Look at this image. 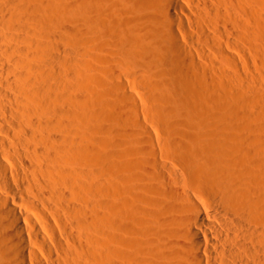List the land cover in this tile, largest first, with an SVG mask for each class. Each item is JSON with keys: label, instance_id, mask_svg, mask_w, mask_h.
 <instances>
[{"label": "bare ground", "instance_id": "1", "mask_svg": "<svg viewBox=\"0 0 264 264\" xmlns=\"http://www.w3.org/2000/svg\"><path fill=\"white\" fill-rule=\"evenodd\" d=\"M71 1L73 5L70 10L74 11L76 16L70 17L72 20L77 18L74 21L78 20L79 22L73 23L79 27L76 25L73 27L78 29L70 28L69 25L64 26L67 25L64 22L71 25L69 23L71 18L64 19L69 16L63 14V16H56L53 19L51 16H47L46 5L48 3L46 4L45 0H0V264H29L28 261L31 264H46L37 257L38 255L32 249L30 243L33 241H38L42 250L49 257L56 254L47 239L49 232L47 234L48 227L46 228V226L48 225L42 218L43 215L38 213V205L51 210L52 214L57 216L54 218L58 219L62 226L60 228L64 230V233H67V236L70 234L75 237L74 240L76 238L77 241L82 240V238L79 239L81 236L80 232L76 231V225L82 231L95 230L94 232L99 237L94 236L93 231H90L89 234L100 240L87 238L89 244L106 242L107 245H110L108 248L119 250L121 255L128 252L130 248L136 249L139 258L135 259L137 261L133 258L134 264L135 262L138 264H264V171H259L261 169L257 164L255 165V162L252 164L251 161H247V163H251V167L249 164L250 168L246 167L245 169L244 165L241 167L237 161L230 160L229 157L233 152L227 145L228 138L225 137L226 140L221 137L228 147L227 151L224 150L226 146L223 142L218 141L217 143L220 144H216L217 148L213 145L214 148L210 147L211 149L206 151V155L203 156V158L205 157L204 162H212L216 178L211 181L202 177L194 179L183 177L180 182L175 179L176 185L179 184V186L167 191L168 200L164 205L166 210H172L174 215L159 219L157 232L160 234L162 242L154 243L148 234L137 232L129 225L125 211L132 205V202L124 200L119 204L114 203V195L110 193L111 190L108 191V188H112H107L108 184L107 186L102 184L103 180H109V182L118 180L117 182H120L121 185L125 184L123 179L116 177L123 162L121 154L113 149L116 144L111 141V136L115 135L113 129L102 128L100 130L102 137L100 138L95 136L91 138L90 135L80 138L79 135L82 133L76 134L75 132L77 127H74L79 125L78 121L81 119L78 117L81 115L78 107L81 106L79 101L82 98L78 100L80 96H76L75 93V90L79 88V80L76 83L73 79L78 75H82L87 80L94 79L87 71L88 66L90 69L92 63L91 56L93 54L91 52L100 45L91 40L94 33L102 27L108 38L106 46L114 47L113 50L112 46L110 48L113 56H123L122 52H126L121 49L122 46H119L120 42L122 45L123 41L135 38L139 46L144 49L149 48L148 50L155 49L157 43L166 45L181 61L190 64L197 62V55L192 53V49H194L200 52L198 55H206L208 58L214 56L223 66L227 67V64L231 62L233 67L237 68L239 64L237 66L236 64L239 57L243 56V51H247V49L253 50L255 53L258 50L264 51L261 42L264 38V29L258 30V28L252 27L253 25L256 27V23L260 21L255 22L256 17L259 16L250 15L248 12L250 8L247 9L246 6L241 7L239 4L240 7H238L239 0H117L119 5H112L115 0ZM243 1L251 4L254 0ZM74 7L75 9L72 10L71 8ZM96 16L123 17L117 19L116 23H106L101 17ZM62 18L63 23H61ZM252 19L255 24L252 23ZM258 19H263V17ZM99 21L103 26H100ZM259 25L262 27V20ZM257 27L259 26L257 25ZM99 32L97 34L100 35ZM97 34L93 40L99 36ZM147 35H154L157 40ZM84 37L92 43L86 41ZM258 38L261 39V44L257 47L260 49L255 51L253 43ZM169 39L172 43L168 44ZM63 42H68L69 44H66L73 47L72 52H69L68 46L65 47L66 54L61 53V47L63 48L65 44L62 45ZM93 43L95 46L92 45ZM102 48L101 46L100 49L102 50ZM67 49L69 54H67ZM59 52L65 56L62 57ZM259 53H257V57H259ZM262 54L264 55V52ZM261 58L263 60V56ZM218 65L220 66V64ZM61 68L64 71L66 69V72H63L64 75L69 76L65 74L69 72L73 77L67 80L69 83L65 80L67 77L64 80L61 79L60 75H63L59 72V70L63 71ZM138 71L135 75H138ZM140 71L142 72V70ZM230 74L229 78H232L233 76ZM241 77L239 78L241 79ZM57 78L64 81L61 82L62 84L67 83L68 89L70 88L69 92L62 91L64 87L63 85L61 87ZM145 78L143 77V81ZM146 83L148 84V82ZM121 86L124 87L122 84ZM208 89L211 90L209 85ZM238 91L237 88L236 93ZM236 93L235 95H237ZM241 93L243 94V92ZM122 100L124 98L120 101ZM118 101L111 102V105L103 103L102 111L105 113L104 110H108L106 108L112 104L115 106L121 103ZM67 103L71 108L66 107ZM253 104L252 106H254ZM232 109L229 114L234 113L231 111ZM103 112L99 111V115ZM236 114L237 118H235L241 120L243 115L238 117V112ZM77 118L80 119L77 121ZM262 119L259 118L260 123L258 118L256 119L258 123L256 122L255 127L261 124L259 125L261 129L263 125L261 130L264 132V122L262 124L264 120ZM246 122L248 124V120ZM74 124L76 125L73 126ZM79 126L81 128V123ZM225 127L227 129V126H224L223 129ZM252 130L256 131V129ZM252 130L251 132H253ZM257 130L259 131V127ZM116 131L118 132V130ZM261 137L264 140V136L261 135ZM261 137H256V139L258 138V142L262 143L264 141H260ZM253 139L249 140L257 141ZM259 146L261 145L258 143L256 145L258 152H264V149L262 150ZM263 146L264 143L261 147ZM99 148H103L105 152L103 156H97L101 158L98 160L101 161L100 165L98 164L99 167L96 168V166L93 169L81 167L96 161L95 153ZM238 148L241 152L242 149ZM256 149L253 154L257 155ZM260 149L261 151H259ZM228 150L232 152L230 155L225 153ZM234 152L237 153L235 156H238L239 152L237 150ZM260 153L257 156L259 159L264 156V153ZM82 162L86 164L82 165ZM260 165L264 167V164ZM158 166V169L155 167V171L157 169V176L160 179L170 182L174 180L166 175V170H171L169 164L161 163ZM85 179L89 182L84 181V184L85 182L92 183L91 187L88 184L90 187L88 191L92 193V197L90 196L89 200L85 199L87 202L81 200L83 203L79 204L74 202L75 200L73 201V193L77 192L78 183ZM80 185L82 186L81 183ZM203 194L209 195L202 197ZM51 228L53 242H56L55 244L62 250L64 240L62 241L59 233H56L59 230ZM82 235L84 236V234ZM72 242L74 243V241ZM81 243L85 244V242L75 244H78L79 248ZM75 244L72 247H76ZM65 247H67L66 243ZM89 250L90 252L85 250L84 254L90 253L91 255L92 250ZM69 251L72 250L69 249ZM29 253L35 259L28 260ZM63 253L65 254L64 251ZM128 254L131 256L132 252ZM93 255L92 257L95 259L96 256ZM76 256H81V253ZM135 256L132 255V257ZM71 257L72 255L69 260ZM88 257L90 259L91 256ZM56 258L54 259L56 260ZM97 258L103 257H98L97 253ZM64 259L66 258L62 260ZM62 260L60 263L70 264L69 260L68 262ZM92 261H90L91 264ZM73 262L75 263V259ZM123 262L118 259L113 264H123Z\"/></svg>", "mask_w": 264, "mask_h": 264}, {"label": "rangeland", "instance_id": "2", "mask_svg": "<svg viewBox=\"0 0 264 264\" xmlns=\"http://www.w3.org/2000/svg\"><path fill=\"white\" fill-rule=\"evenodd\" d=\"M45 1L46 4L48 3L46 5L47 16H51L52 19L56 18V16H61V15L63 16V14L64 16H69L64 18V19L67 18V20L68 18H71L70 16L72 17L76 16L75 12L70 10V7H72L73 5L71 4L72 2L71 0L70 2H68L69 0H45ZM69 3L71 6L69 5ZM239 4L241 5V7L246 6L247 9L250 8L248 11L250 15L252 16L258 15L259 17L261 18L263 17L264 19V0H254L251 4H247L244 1L242 2V0H239V2H237L238 7H240ZM112 5H119V3L117 2V0H115ZM71 9L73 10L75 9V7ZM250 10L254 14L253 13L251 14ZM96 17L99 18L101 17V19H103V22L106 23H110V22L116 23L117 19L119 20L123 16H96ZM259 17H256L257 18L256 20L254 19V17H252L255 20V22L257 20H260L259 22L257 21L259 24H261V20H262V27H260L261 25H259L258 23H256V27L255 25L252 26L254 29L258 28V30H260V28L264 29V20L258 19ZM253 19H252V23L254 21ZM61 20H62L61 23H63L64 21L63 18ZM74 20H72L71 18L69 22L71 23V25L68 24V22H64V24L65 23L67 24L64 26L69 25L68 27L70 28H74L75 25L78 26L77 24H75L78 20L77 21ZM255 22L253 24H255ZM257 25L259 27H257ZM100 26H103L101 22H100ZM74 29H78V28H74ZM99 31L94 33L95 34L94 36H96L98 32L100 33V35L97 34L99 36L96 37L95 40H93L94 38L93 36L91 41L93 42L95 41L97 45H100V47L98 46L97 49L92 50L91 53L93 55L91 54L92 55L91 62L93 64L92 63L90 64V69L88 66V71H87L90 74V76L93 77L94 79L91 78V80H87L82 75H81L82 79L81 76L79 75L75 76L76 78L79 77V79H76L75 77L73 78L72 76H70V73L68 71H67L68 73L65 74L69 76L64 75L63 72H66V69L65 71L63 70V68H61V70L63 71L59 70V72L63 73V75L59 73L61 74L60 75L61 79L64 80V78L67 77L65 78L66 82H68L67 80H70L71 78H73L76 81V83L79 80V84H78L79 88L75 90V93L76 96H80L78 97V100L82 98L79 101V103H81V106L78 107L79 106L78 103L76 106L79 109L77 107L74 108L78 109L79 114H81L80 116H78L81 118V119L79 118L80 121H78L79 119L77 118V121L81 123V128L79 126L80 123L78 122L77 123L79 125L75 126L76 124H74L73 126H75L74 128L77 127L75 129L76 134H80V133L83 134V135L82 134L79 135L80 138H85V136L88 137L89 135H90L89 137L91 138H94V136L100 138L102 137V135H100V130L102 128L105 127L108 129H113L112 131H114V133L113 132L112 133L115 135L111 136L113 138V139L111 138V141H114L113 143H116L113 146V149L121 154L122 162H123L122 168L118 170L119 172L116 177L118 179H123L122 181L125 184L121 185L120 182L119 183L117 182L118 180L115 181L110 180V182L109 180H103L102 184L104 186H107L108 184L107 188L108 187L112 188V189L108 188V191L110 192L111 190L110 193L114 195L113 196L115 198L114 203L119 204L124 200H128L129 202L130 201L132 202V205L130 203L131 206L127 208L125 211L126 216H128L129 225L137 232H140L142 234L144 233L148 234L149 238H151V240L154 243L160 242L161 236L157 232L159 219L161 217L168 218L174 215L173 211L166 210V207L164 205L165 203H167L168 200V197L166 196L167 191L179 186V184L178 186L176 185L175 179H178V181L180 182L183 177L189 179L202 177L206 180H211V181L216 178V173L212 167L213 164H211L212 162L207 161L206 163L204 162L205 157L203 158L205 152L206 151L208 152V150L211 149L210 147L214 145L215 148H217L216 144L219 145L221 142H223L224 146L227 147L228 145V147L230 148L229 150H232L233 152V154H231L230 157L228 156L230 160L235 162L237 161V164L241 167L244 165L245 169L246 167H249L248 166L249 164L251 167V163L249 162L247 163V161H251L252 164L255 162V165L257 164L259 169H261L259 171L262 170L264 171V167H262L263 165L262 166L260 165V164H264L262 163V161H264V156L260 155L262 157L261 159H259L257 156L259 155L260 152H258L257 150L258 148L256 149V145H258V143L261 146L262 143H264V142L262 143L258 142V138L256 139V137H261V135L264 136V132H262L261 130L263 129L262 127L263 125L261 126V129L259 126L261 124H258V126L255 127L259 121V118L261 119L264 118V117H260L261 115L264 116V61H263L264 55L262 54L264 51L258 50L260 49V47L257 48L261 44L260 43L261 39L258 38L257 40L259 41L256 40V42L253 43V46H255L253 47L255 48L254 50L255 51L256 49L258 50L256 51V53L253 50L249 51L248 49L247 51H243L244 53L242 52L243 56L241 55V58L239 57V60L236 64V66L239 64L237 66L238 68L237 69L233 67L231 62L227 64V67L223 66L221 63H219L217 57L213 56L211 58L210 57L208 58V56L206 55L205 56L204 55L201 56V54L198 55V53L200 52L194 49L192 50L194 52L196 51L197 53L196 52L194 53L193 51L192 53L194 55L195 54L197 55V59H196L197 62L196 64H190L188 62L181 61L180 58L176 54H174L170 49H168L169 47L166 45L165 46L167 48L163 44L162 45L160 44L161 45L160 46L159 43L156 42L158 46L156 44L155 49L153 48L152 50H148L149 48L144 49L141 46H139L137 43V39L135 38H130L129 40L123 41L122 43L124 44L122 45L121 42L120 45L117 44L120 47L122 46L121 47L122 50L124 49L126 51L125 53L122 52L124 58L122 55L113 56L111 52L114 47L112 45H108L109 48L108 46H106V44L108 43V38L103 32V27L102 29H99ZM148 37L150 38L152 37L154 40H157L156 36L154 35H150ZM84 39L88 41L87 40L88 38L84 37ZM91 41L88 42L90 43ZM167 42L168 44L169 42L172 43L170 39ZM257 42H259L258 43L259 45L257 44ZM261 42L264 48V44H263L264 38L261 40ZM64 43L65 42H63L62 45ZM66 43L64 44L63 48L61 47L62 49V51L60 49L61 53L66 54L65 47L67 48L69 46L68 45L69 43L68 44ZM255 43L257 44V46ZM92 45L95 46L94 43ZM101 46L104 49L102 48L101 50L100 49ZM68 48L71 49V50L69 49V52L70 51L72 52L73 47L69 46ZM110 48L112 50H110ZM64 49L65 52L63 51ZM61 53L59 52V54ZM257 53H259V57H257L258 55ZM64 54H61L62 57L65 56ZM67 54H69L68 49H67ZM110 55H112L113 57ZM262 56H263V60L261 58ZM114 57L116 58L113 59ZM120 58H122L123 60L122 59H121L122 61L119 60ZM212 58H214L215 60L214 59L212 60ZM169 60L170 61L176 60V61L170 62ZM116 61L118 62L120 61V62L115 63ZM210 62L211 63L213 62L214 65L213 63L211 64ZM218 64H220V66L222 65L221 68L223 69H221ZM117 66L118 68H116ZM138 70L139 71L142 70V72L141 71L139 72ZM136 71H138V75H135L137 74ZM226 72L227 73L230 72L232 74L230 73L227 74ZM143 73H145L146 75ZM229 74L233 77L229 78ZM118 75L120 76V78ZM151 76L153 77V79L149 80V78H152ZM234 76H236L237 78H235ZM143 77L144 78L146 77L144 81H143ZM239 77H241V79ZM59 78H57L58 79L57 81H59L60 84L63 80ZM93 80L94 82H91ZM85 81L86 82L89 81V82L86 83ZM146 82H148V84ZM154 83H156V85H153ZM65 84L67 85V83ZM65 84L61 83L60 85L61 87L63 85V87L65 88L66 86ZM121 84L124 85L125 88L122 87ZM78 85L76 86L78 87ZM150 85L153 86L154 88H152ZM208 85L211 87V90L208 89ZM64 88H62L63 89L62 91L64 90L67 92L70 91V88L68 89V85L67 88L65 89ZM237 88L239 91L241 90L243 94L241 92L239 93V91L236 93ZM79 89L80 91H78L79 92L78 93L77 90ZM235 93L237 95H235ZM120 98L121 99L124 98V100L120 101L121 100ZM118 100L121 103H119ZM253 100L254 102H252ZM114 101L116 102L118 101L119 104L115 106H113L112 104V106L110 107L108 106L109 108H106L108 110H104L105 111L104 113L102 111L103 108L101 109L103 103L106 104L110 103L111 105V102L114 103ZM251 103L252 104L254 103L253 104L254 106H252ZM68 104L69 103H67V106L65 104V106L71 108L70 106H68ZM231 108H233L231 110L232 112L235 113V110L238 112L239 115L238 117L243 115L240 118L241 120H238L239 118L236 119L237 112L235 114L230 113L231 114L230 116L229 112ZM238 108L241 110L240 113H239L240 110ZM99 111L100 113L103 112V114L99 115ZM82 115L84 116V120ZM121 116L123 117L121 118ZM244 118L250 119V120L246 119L248 120V124H246L247 122ZM257 118L258 121L256 120ZM263 122L264 121H262V124ZM224 126H227V129L225 127L226 130L223 129ZM247 127L249 128L247 129ZM258 127H259V131L261 130L263 134L257 130ZM252 129H256V131ZM116 130H118V132ZM251 130L253 132H251ZM115 131L117 133L119 132L120 133L117 134ZM248 132L250 135L248 134ZM252 135H254L253 137L257 141L255 142L251 141L253 139ZM236 136H238L239 139ZM221 137L222 138L224 137V139H226L225 137L228 138L227 145L224 143ZM236 138L239 140V142L237 141ZM218 141H220V143H217ZM260 141H264L262 137ZM261 146H259V148H262L263 150L264 146L263 147ZM226 147L224 150L228 149V147L227 148ZM238 147L242 149V151L241 150L240 151L243 153L239 152ZM255 149L258 152L257 155L253 154ZM229 150L228 152H226L227 151L226 150L225 153H229L230 155V153L232 152ZM236 150L237 152H239L238 156L237 155L235 156L236 152L234 151ZM248 150L249 152L251 151V154H249V152L247 153ZM259 151H261V149ZM240 153L241 156L239 155ZM262 153L264 152H261L260 154ZM104 154H105L104 149L99 148L98 152L95 153L97 158L95 159L96 161H93V163L90 164H86L85 162H82L81 163L82 165L83 163L86 165L83 166L80 165V166L83 167L84 169L86 168L93 169V167L96 166H97L96 168H98L100 165L99 162L101 163V161L98 160L99 159L101 160V158H98L97 156L98 155L103 156ZM221 161H223V159H221ZM161 163L169 164L171 166L172 171L166 170V175L168 178L172 180L174 179L173 181H171L173 183L167 180H162L160 179L159 176H157L158 173L156 171L159 168L158 165H160ZM155 167L157 168L156 171H155ZM255 169L258 170V168ZM84 181H88V180L85 179L80 181L82 186L80 185V183H78L77 186V189L80 190L76 189L77 192L74 191L73 193V201L75 200L74 202H77L79 204L83 203L85 199L89 200V197L92 194L90 193V191H88L92 183L89 184L85 182L84 184ZM88 184L90 185V187ZM85 185L88 187H86ZM85 187L87 191L85 190ZM85 192H88L89 196L88 193ZM207 195L209 194H203L202 197H205ZM78 199L80 200L78 201ZM81 200L83 202H81ZM44 208L43 206L38 205V213L41 216L42 215L45 216V217L42 216V218L48 225L46 226V228L48 227V229H50V230L48 229L46 230L47 234L49 232V234L47 235V239L50 242L52 249H54L53 252L54 254L56 253L55 255L57 256L58 260L55 255L53 257H49L47 253L46 255L45 252L42 250L41 244L38 241H33V243H30V245H32L31 246L32 249L38 255L37 257L46 264H54L55 262H56L55 264H62L63 262L60 263V260H62L63 258L67 259L69 257L67 260L64 259L68 262V260L70 259V255H72L71 257L72 261L69 260L68 262L70 264H91L90 261L94 259L92 257L93 254H95L93 256L96 257L94 259L95 261L93 260L94 263L92 261V264H113L114 261L115 260L118 261V259L119 261L122 262L125 261L123 262V264H128V263L134 264V260L139 258L137 254V250L134 248H130L128 252H126L125 254L122 253L121 255V252L119 250L117 249L113 250L111 247L108 248L109 244L107 245L106 242L95 243V244L94 242H92L89 244L87 238L93 239L94 236L99 237L97 233L94 232L95 230L91 229L87 232L83 230L84 233H82L83 231L79 229L78 226L75 225L76 231L78 233L80 232L79 234L81 237H79V239L82 238V240L79 241L85 242V244L83 245L81 243V245L78 248L77 247L78 244H75L77 242L80 243L79 241H77L78 239L76 238L74 240L73 238L75 237H73L70 234L67 236V233H64V230L60 228L62 226L59 223L58 219H56L57 216H54L55 214H52L53 212L51 210ZM35 222H37V220H35ZM51 227H54L53 230L54 229L56 231L59 230L56 233H59L58 235H60L62 241L64 240L63 241L64 248L62 250L60 249V247H58V245L55 244L56 242H53V238L51 235V230H52ZM90 231H93L92 234L95 235L93 236L92 234H89L91 233ZM85 233L88 234L86 235ZM82 234H84V236ZM90 235L92 236L89 237ZM97 237H95L94 239H96ZM72 241H74V243ZM65 243L67 247H65ZM74 244L76 247L74 246L72 247V245ZM86 244H88L89 246ZM85 246L88 247L87 248L88 250L86 249ZM68 248L72 251H74V249L76 251L78 248L80 252L77 250L76 252L74 251L72 253V251L70 252ZM89 249L92 250L91 251L92 254L91 255L90 253L84 254L86 252H90ZM81 250L83 251L81 252ZM63 251L65 252V254L63 253ZM129 252H132L131 256L128 254ZM74 253L77 254L74 255ZM80 253L81 256L77 257L76 255H80ZM97 253H98V257L102 256L103 258L98 259ZM115 253H117L119 256L117 257V254L115 255ZM132 255L133 256L136 255V256L132 257ZM60 256L61 259L59 260ZM86 256L87 257L91 256L92 258L90 257L89 259L88 257L87 259ZM28 257H29L28 260L30 261L32 259H35V257L30 253L28 254ZM73 257L75 259V263L73 262L74 260ZM54 258H56V260ZM52 259H54L55 261L54 260L52 261ZM28 263L31 264V262L29 261ZM135 264L138 263L135 262Z\"/></svg>", "mask_w": 264, "mask_h": 264}]
</instances>
